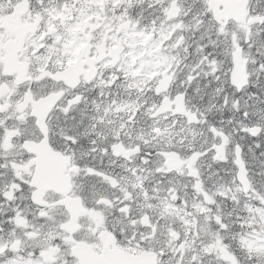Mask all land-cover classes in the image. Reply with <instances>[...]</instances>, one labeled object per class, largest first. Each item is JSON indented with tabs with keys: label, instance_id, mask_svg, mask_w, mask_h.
I'll use <instances>...</instances> for the list:
<instances>
[{
	"label": "snow or ice",
	"instance_id": "6c2138e0",
	"mask_svg": "<svg viewBox=\"0 0 264 264\" xmlns=\"http://www.w3.org/2000/svg\"><path fill=\"white\" fill-rule=\"evenodd\" d=\"M0 264H264V0H0Z\"/></svg>",
	"mask_w": 264,
	"mask_h": 264
}]
</instances>
